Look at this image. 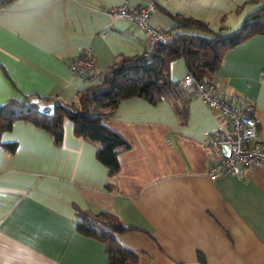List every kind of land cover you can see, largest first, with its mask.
Returning a JSON list of instances; mask_svg holds the SVG:
<instances>
[{
  "label": "crops",
  "instance_id": "0c3cea01",
  "mask_svg": "<svg viewBox=\"0 0 264 264\" xmlns=\"http://www.w3.org/2000/svg\"><path fill=\"white\" fill-rule=\"evenodd\" d=\"M148 1L9 0L0 7V104L25 95L77 102L119 57L150 49L145 31L102 9ZM152 1L148 22L159 30L181 31L173 15H183L225 32L263 3ZM88 46L94 74H71L69 59ZM168 70L173 82L188 73L182 57ZM214 82L228 101L240 97L264 143V32L226 50ZM222 122L195 96L185 115L166 99L124 98L103 119L128 145L109 176L96 145L73 134L70 120L59 144L33 122L14 120L0 134L16 144L11 152L0 145V264H106L103 242L76 230L79 211H110L132 227L116 240L136 264H264V167L245 166L242 178L207 175L204 133Z\"/></svg>",
  "mask_w": 264,
  "mask_h": 264
},
{
  "label": "trees",
  "instance_id": "16d2710c",
  "mask_svg": "<svg viewBox=\"0 0 264 264\" xmlns=\"http://www.w3.org/2000/svg\"><path fill=\"white\" fill-rule=\"evenodd\" d=\"M8 1L0 0V7ZM262 1L261 6L249 13L237 29L228 32L211 31L200 20L173 15L176 21L174 30L181 31L163 30L170 33L166 41L154 42L145 53L119 57L102 73L99 83L78 94L77 102L47 101L41 107L31 101L32 96L25 95L21 99L11 98L0 104V134L8 130L14 120L22 119L46 130L53 142L59 144L63 136V123L70 120L73 134L96 145L97 159L107 167L108 175H113L119 167L117 153L128 145L120 135L103 124V119L120 100L133 96L151 103L166 99L177 115H185L186 102L193 93L179 82L170 80L169 62L182 57L187 72L197 80L214 77L226 50L251 35L264 32ZM0 145L11 152L16 144L0 140ZM77 217L75 227L79 233L103 242L106 264H136V254L116 240V234L132 227L121 223L110 211H79Z\"/></svg>",
  "mask_w": 264,
  "mask_h": 264
},
{
  "label": "built area",
  "instance_id": "2783aa9c",
  "mask_svg": "<svg viewBox=\"0 0 264 264\" xmlns=\"http://www.w3.org/2000/svg\"><path fill=\"white\" fill-rule=\"evenodd\" d=\"M156 9L152 0L144 4L129 5L121 3L104 7L103 12L113 17H121L130 21L135 27L148 35L150 46L154 42L166 41L170 37L167 31L152 27L148 20ZM71 74L88 78L95 72V56L92 47H85L68 61ZM214 77L197 80L187 73L179 84L192 91L207 108L221 116L223 122L212 130L204 133L203 144L209 149L207 175L211 180L230 174L239 178L245 176L244 167H264V143L255 140L256 123L253 117L245 112L246 106L240 97L232 102L222 95L219 87L214 85ZM31 101L45 106L44 99L32 97ZM45 110V108H43ZM227 152L222 153L221 147Z\"/></svg>",
  "mask_w": 264,
  "mask_h": 264
},
{
  "label": "water",
  "instance_id": "95a60500",
  "mask_svg": "<svg viewBox=\"0 0 264 264\" xmlns=\"http://www.w3.org/2000/svg\"><path fill=\"white\" fill-rule=\"evenodd\" d=\"M224 147V146H223ZM226 149V147H224ZM226 152H227V149H226Z\"/></svg>",
  "mask_w": 264,
  "mask_h": 264
}]
</instances>
